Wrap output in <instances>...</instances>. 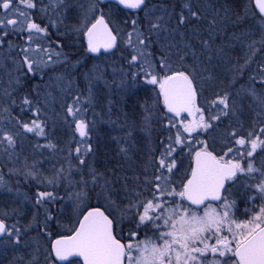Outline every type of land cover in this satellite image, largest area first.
I'll return each mask as SVG.
<instances>
[{
	"label": "snow or ice",
	"instance_id": "6c2138e0",
	"mask_svg": "<svg viewBox=\"0 0 264 264\" xmlns=\"http://www.w3.org/2000/svg\"><path fill=\"white\" fill-rule=\"evenodd\" d=\"M57 2L61 6L69 7L63 3V0H57ZM116 3L125 9L144 11L145 17L148 18V35L140 30L138 19L131 21L132 31L128 33L127 45L135 54L131 55L128 63L130 66L139 64L140 69L139 73L133 72L131 77L135 82L138 75L142 73L145 83L158 87V96L162 97L166 112L171 114L168 117L167 127L169 130L176 131L174 136L168 137V143L161 153L157 165L158 174L153 179L145 181L143 189L136 191L128 200V205L121 209L122 216L127 215L129 223L134 225L128 233L127 243H122L114 235V220L110 218L111 213L106 215L99 207H95L88 210L86 214H82V219L76 221V225L69 230V235H60L52 242L50 251L45 250L47 253L45 261L48 264H56V262L72 264L70 258L79 257L83 264H264V162H261L259 166L256 164L257 150L264 152V139L261 138L264 136V127L260 128L259 133L248 132L247 137L238 136L236 131L231 132L229 135L234 143L226 145L227 151L223 155L214 154L209 150L207 143L200 140L196 141L200 147L193 150L188 139L198 130L210 128L212 121L220 120L222 116H228L230 112L235 114L242 108V101L247 99H250L260 110L257 113L258 116L264 114V63L258 64L256 74L249 76L246 85H241L237 91L239 100L232 99L227 91L217 94L216 99L210 102L209 116L206 119L203 109L196 103V80L199 72L195 65L191 66V70L185 66V56L189 53L179 55L180 67H174L169 49L175 45H163L161 47L163 54L157 62L159 67L157 71V64L152 62L150 59L152 53L148 51L152 44L159 42L161 31L168 34L176 33L189 17L200 20L202 18L200 11L193 10L189 0H184L181 12L176 18V27L169 29L163 23L164 15L171 19L172 13L168 12L164 5L160 6L164 14L156 16L153 22L152 13L156 10V6L153 5L150 9L147 0H116ZM97 4L98 0H90L89 7L80 21V27L76 29L78 32L82 31L87 39L88 53H100L101 49L107 52L117 46V35L114 34V29L109 27V21L105 19L104 14L94 16L99 10ZM251 4H254V8H247L243 15L234 13L227 5L222 8L223 15L220 9H214L213 18L209 21L211 39L213 32L223 33L229 24L239 27L248 18L249 12L253 18H259V39L255 38V31L252 29L233 32L229 37L238 42L241 47L246 48L243 64L237 63L233 66V77L229 87L239 82V78L251 65L256 54L264 52V0H251ZM36 7L37 0H0V10H2L0 11V46L10 32H27L26 42L29 44L36 34L47 33V25L42 27L31 18L29 10ZM184 9H187L188 16L184 15ZM13 15L16 18H11ZM92 18L94 22H91ZM133 34L136 37L135 42L132 40ZM153 35L156 40L150 38ZM179 35L183 39L184 33L180 32ZM210 39L201 40V44L207 50L212 48ZM9 46L11 47V44ZM186 47L191 49L192 45L189 43ZM229 47L233 48L235 45H229ZM21 51L22 64L26 66L25 75L35 74L56 63L67 65L71 62L70 55L62 51L42 48L39 45L36 49L24 47ZM224 54L226 53L223 47L217 50V55ZM191 55L198 59L194 50ZM53 57L56 59L54 60ZM61 57L63 60L60 59ZM208 59L209 61L212 59L211 55ZM76 63L80 61L77 60ZM85 78L89 82L90 103L92 80L87 73ZM62 79V76L57 77V80ZM123 85L124 81H121L118 86ZM132 95L134 90L129 88L126 96ZM79 103V97H76L73 104L66 106V117L72 118L75 130L82 138L80 143L84 144L86 143L84 138L88 137V124L84 119L79 118L80 113L85 111L76 106ZM111 103L109 101V105ZM124 103H127V99ZM31 104L27 96L23 98V105L31 107ZM212 108H218L216 114H212ZM145 112L148 113L144 116V129L147 130L150 112L147 109ZM38 113L39 109L33 113L37 118L30 122L17 121V123L25 132L45 136L46 124L39 120ZM184 113L189 116L199 114V119L185 122L182 118ZM131 139L132 127L130 126L125 136L118 139L119 152L125 156L129 151V147L125 145H128ZM5 142L9 148H13L14 135L4 133L0 136V144ZM47 146L54 147L51 144ZM177 147L181 151L184 147H188L192 155L190 172L180 176L179 182H177L176 174L180 169L177 156L174 155ZM93 151V146L87 144L83 155ZM75 152L79 163L83 165L85 161L81 158V147L78 146ZM25 169V177H31L38 183L46 182L55 185L61 178H67L61 176L64 172L63 168L56 176L45 178V180L39 179L38 172L35 170L36 165L31 168L25 165ZM90 176L91 181L82 178L77 182L84 187L75 194L76 200L82 203L88 198L89 191H95L96 186L101 188L97 196L110 199L108 188L110 182L105 179L104 184L100 185L99 181L103 174L97 173L95 169L90 170ZM89 182L93 185L91 190L87 188ZM2 186H4V180L0 177V187ZM234 197H239V200L245 203L243 213L239 212L237 200ZM56 199L52 192L37 191L35 206L44 207L48 202ZM257 200L261 201L258 210L255 207ZM249 214V219L238 218L239 215L247 217ZM37 219L38 215H34L33 220ZM52 220L53 216L45 207L42 231L46 235L51 234L48 231V222ZM148 232L151 233L150 236L147 235ZM22 235L19 227L16 225L10 227L3 219H0V237L12 238L13 244H20ZM141 235L145 238L139 239ZM35 252H39V248L35 249ZM35 252L28 264H39V257Z\"/></svg>",
	"mask_w": 264,
	"mask_h": 264
},
{
	"label": "trees",
	"instance_id": "16d2710c",
	"mask_svg": "<svg viewBox=\"0 0 264 264\" xmlns=\"http://www.w3.org/2000/svg\"><path fill=\"white\" fill-rule=\"evenodd\" d=\"M189 2L193 10L200 11L202 18L196 20L195 18L189 17L188 21L182 25L176 33L168 34L163 32L160 34L159 42L152 44L148 49V51L152 53L150 58L154 64H157V68L159 69L157 62L163 54L161 52V47L163 45H175L169 49L171 55L175 53H178V56L184 53L190 54L192 52L191 49L194 51L196 50L195 53L198 59L190 58L189 60H191V62L195 60L196 69L199 70V72L200 69H208L205 73L210 72L214 75V83L211 85L214 92H207L209 100L216 99L217 94H223L225 91L229 92L233 99L234 93H237L241 85L247 84L249 76L256 74L258 64L264 63V52H258L256 54L251 65L244 71L243 76L239 78V82L235 85L236 87H229V82L233 77V66L237 63L243 64V56L246 51V48L241 47L238 42L231 40L229 37L233 32L238 33L244 29H252V23L259 18H253L251 12H249L248 18L239 27H233L229 24L224 29L223 33L213 32L211 39L209 37V21L213 18L214 9H220L221 15H223L222 8L225 5L229 6L234 13H239L241 15L244 14L246 7L254 8V6L251 4V0H189ZM100 3L112 6L113 11L116 12L118 24L120 27H125L124 30H130L132 27L131 21L134 16L139 20L140 30L144 32L145 35L149 34L148 27L143 20L144 18L140 15V12H138L139 15L135 14V12L141 10L121 9L113 2L106 3L100 0ZM19 6L22 7V5ZM171 6H174L173 16L171 19L167 18L165 22L169 29L176 27V18L181 12L182 3L179 4V2H176L175 4H171ZM29 11L31 12V18L34 22L41 24L42 27L45 25L48 26L46 34L42 33L35 35L39 38L42 37V40L45 39V44L34 41H32L31 44L27 43V32H10V34L4 38L3 45L0 46V56L5 57L11 52L22 50L24 47L36 49L37 45L42 48H48L49 50L62 51L66 55L71 56V62L69 64L65 65L60 63L59 65H54V70L55 73L60 70H70L68 74L71 86L69 87L67 96L70 98L79 97L83 103V109H85L84 116L80 118L84 119L88 124L87 130L90 135L88 144L93 146L94 151L87 155H83L84 151L81 152V158L85 161L83 165L87 166L91 158L95 171L103 174V178L100 179V185H103L104 180L107 179L110 182L108 187L110 186L109 189L114 200L118 203L128 205V200L134 196L135 192L143 189H139L141 186L140 184H143L142 181H139L142 167L147 162L149 163V161L155 162L157 160L162 150L161 145L164 146L167 144L168 136L171 134L173 135L176 131L175 129L169 130L167 127L168 117H170L171 114L166 112L162 104V99L158 96L159 91L157 87L145 83L142 73L138 75L135 82H133L131 74L133 72L139 73V64L129 65L128 61L131 55H133V49L129 46L128 48H130L131 51L122 48L121 53L123 57L122 59L119 58V44L116 50L104 55V58L106 57L105 61L107 62L102 65L100 72V69L98 70V75H100L98 84L97 81L93 79V90L95 94L92 96L93 99H91L89 103V99L82 96V94H86L88 89V79L85 78V74H88L89 79L92 76L88 63L92 60L93 56L86 51V42L82 31H76L80 24L79 11L75 13L74 21H72L68 27L61 26L53 15L51 16V14H48L47 11H49V9L40 3V0H37V7ZM184 15L188 16L187 9H184ZM233 19H235V16H233ZM69 32H71V37ZM180 32L184 33L183 39L179 35ZM150 38L156 40L154 35ZM208 39H210L212 48L211 50L204 49L202 51L200 49L202 46L201 40ZM181 40L185 41L186 44L190 43L192 48H187L186 45L180 42ZM10 44L11 47L9 46ZM229 45H235V47L230 48ZM221 47L225 49L226 54L217 55V50ZM209 55L212 57L210 61L208 59ZM9 56H11V54ZM60 59L63 60V57ZM77 60H79L80 63L77 64ZM171 61L174 67H180L178 61L175 62L173 59H171ZM255 66L257 67L255 68ZM21 70L23 71V75L21 84L17 87V92L14 91L9 97H0V123L6 122L15 125L17 121L30 122L37 118L33 113L39 109V120L46 124V138L52 127V143L55 146L63 148L70 145L71 139L66 137L72 135L74 131L73 133L70 130L67 132L65 129L73 128L72 130H75V124L72 122V118L68 117V122L65 125L64 121L59 123L57 118L55 122L53 115L49 111H45L43 116H41L40 105L43 93L45 92L46 97L51 98L47 94V88H44L42 83L43 74L47 69L44 68L42 71L36 72L35 74L27 75H25V67ZM121 81H124L122 87L118 86L121 84ZM129 88L134 90V95L131 97L126 96ZM26 96L32 102L31 107L23 105V98ZM201 97L202 94L199 91L196 101L197 106ZM125 99H127V103H124ZM109 101L112 102L111 105H109ZM46 102H48L47 99ZM242 105L245 107V110L240 111L239 118L248 122L256 118V122L260 120L259 124L262 126L264 114L260 116L257 115L260 110L256 105L252 103L250 99L242 101ZM201 108L205 112L206 106L203 105ZM145 109L150 112V122L147 130L144 129ZM182 115H187L188 121L199 119V114L189 116L187 113H184ZM56 117L59 116L57 115ZM122 124L124 130L120 126ZM130 126L132 127V132H134L133 128L136 129L135 132L138 135L136 136L137 144L135 145L134 138L131 139L127 147L130 148L132 146V149L127 153V156H125L123 153L119 152L120 144L118 143V138H123L126 132L129 131ZM261 126H257L258 130H260ZM199 131L204 133V130H198V132ZM147 133L153 134V142L150 143L146 140ZM261 138L263 139L264 136ZM46 144H49V142ZM5 148H7L6 142L3 149ZM13 148L8 147L9 150ZM261 153L260 150L259 155ZM1 159L0 156V160ZM75 162V164L81 165L77 158V154L75 155ZM1 172L2 174H6L4 169L1 170ZM84 173L87 174V172ZM7 176L9 178L8 174ZM86 180L91 181L88 176H86ZM90 184L91 182H89L88 186ZM54 196L56 195L54 194ZM101 202V199L96 201L92 200L88 203L87 207L102 206ZM47 209L53 216L54 208L50 206ZM42 217V221H44L45 211ZM53 220L49 222L52 223Z\"/></svg>",
	"mask_w": 264,
	"mask_h": 264
},
{
	"label": "rangeland",
	"instance_id": "374dc122",
	"mask_svg": "<svg viewBox=\"0 0 264 264\" xmlns=\"http://www.w3.org/2000/svg\"><path fill=\"white\" fill-rule=\"evenodd\" d=\"M176 2H179V4H183L184 0H147L148 7L150 9L153 7V5L156 6V10L152 13L153 22H155L156 16L164 14L163 10L160 8L161 5H164L167 8L168 12L173 13L174 8L173 6H171V4H175ZM40 3H42L46 8L49 9L47 13L51 14V16L53 15V17L56 18V20L60 23L61 26L68 27L71 22L74 21L75 13L78 11L80 14V21L82 20L84 12L89 7L90 0H63V3L65 5H69V7L61 6L60 4H58L57 0H40ZM81 5H83V7H81ZM97 7L99 10L94 14V16H97L99 13H103L118 35L120 45V50L118 51L120 53L118 54L119 58L122 59V48L131 51V49L128 48L127 40L128 33L129 31H132V27L130 28V30L126 31L124 30L125 27L119 26L118 21L116 19V12L113 11L112 6L100 3V0H98ZM138 12H140V15L144 18L143 20L145 21L146 26L148 27V18L145 17L144 11H137L135 12V14L139 15ZM11 18L16 17L13 15ZM167 18L169 17L167 15H164V24L167 21ZM133 19L136 18L133 16ZM93 20L94 18L91 19V22ZM258 29L259 24L257 20L252 23V30L255 31L256 39H259ZM162 33L163 31H161V34ZM69 34L71 37V32H69ZM135 39V34H133V42H135ZM33 41L45 44V39L42 40V37L39 38L37 36H34ZM180 42L186 45L185 41L181 40ZM200 49L203 51L205 48L202 45ZM191 51L193 50L191 49ZM10 54L11 56H9ZM10 54L6 55L5 57L0 56V97H9L11 94H13L14 91L17 92V87L21 84V78L23 75V71L21 69L23 67L26 68V66H23L22 64L23 53L21 50L11 52ZM133 54H135L134 51ZM190 58L194 59L191 53L185 56V66H188L189 70H191V66H196L195 60L191 62V60H189ZM55 59L56 58L54 57V60ZM171 59H173L175 62L178 61V53L171 55ZM105 60L106 57L104 58V54H102L99 56H93L92 60H90L88 63V66L90 67V73L92 74V76L90 77V79L92 80V96L95 94L93 90V79L96 80L98 84L100 76L98 75V70L102 68V65L107 62ZM59 64L60 63H56L54 65ZM54 65L45 68L47 69V71L45 70V73L43 74L42 83L44 88H47V94L51 98L46 97L45 92L43 93L41 99L42 102L40 105L41 116H43L45 111H49L53 115L55 122L57 118L59 123L61 121H64L66 125V123L68 122V117H66V106L73 104L75 98H70L69 96H67L69 92V87L71 86L68 74L70 70H60L59 72L55 73ZM256 67L257 66H255V68ZM100 71L101 69L99 70V72ZM157 71H159L158 68ZM197 71L199 72V70ZM58 76H62L63 79L57 80ZM17 81H19V83ZM87 83L89 87V82ZM212 83H214V75H212V73L210 72L205 73V70L200 69L199 75L197 76L196 80V86L198 92L200 91V93L202 94V97L199 101L198 106H206V110L204 112L206 119L209 116L208 110L210 107V102L214 100H209L207 96V92H214L211 86ZM257 88H259V86H257ZM82 96H85V98L89 99L88 89L87 93L82 94ZM46 99L48 100V102H46ZM233 99L239 100L240 97L237 96V93H234ZM229 103L231 104V101H229ZM76 106H79L83 109V103L81 102V100L80 103ZM241 110H245V107L242 106V108L235 114H232L230 112L228 116H222L220 120L213 121V125L209 129L204 130V133L200 131L198 133H193L192 136L189 137V141L191 142V149H198L200 145L196 143V141L200 140L206 142L208 148H212L218 155H223V153L227 151L226 145H231L234 143V141H232L229 135L231 132L236 131L238 133V136L244 137H247V134L250 131L254 133H259L257 126H261L259 124L260 120L256 122V118H254L253 120L248 122L240 119L239 113ZM217 111L218 108H212L211 110L212 114H216ZM84 113L85 111H82L80 113V117L84 116ZM57 115L59 117H56ZM182 118L185 122H188L187 115H182ZM262 124L263 125L261 127H264V122ZM120 126L124 130L123 124ZM72 129L73 128L65 130L67 132H69L68 130H70L72 133L74 131L75 133L76 130ZM133 130L134 132H132V139L134 138V143L136 145V136L138 135L135 132L136 129L133 128ZM52 131L53 129L51 127L50 132L46 138V135L37 136L34 133L25 132L23 128H20L18 123L15 125L6 122L0 123V136H2L4 133H9L13 134L15 137V145L14 148L11 150L8 149V145L7 148L3 149L5 143L0 144V156L2 158L0 160V177H3L4 180V186L0 187V216L9 223L10 227L12 225H16L21 229L22 233L26 234L21 239L20 244H13L11 242L12 238L9 237H6L3 241H0V264H28V261L32 259L35 249L37 248H39V252H35V254L39 257V264H48V262L45 261V255L47 254L45 250L47 249L50 251V244L52 239L59 234H65L69 232V230L76 224V221L81 215V213L88 206V203L92 200H102L101 207L106 208V210L111 213V215H113L114 219L118 221L117 224H121L123 226L125 232L127 233V237L130 229L134 227L133 224L129 223V217L127 215L122 216L121 214V209L125 208L127 205L116 202L113 196L111 195V191L110 199H106L103 196H97V193L101 191V188L99 186H96L95 191H89L88 198L82 203L76 200L75 194L77 192H80L84 187L82 184L77 182L81 181L82 178L86 180V176L91 179L90 170L94 169V167L92 165L91 158L89 159L87 166L75 164V149L79 146L81 147V152L84 151V148L89 142L90 135L88 134V137L84 138L86 143L81 144L80 141L82 138L77 132L75 134L73 133L72 135L66 137L71 139L70 145L63 148L55 146L52 143ZM146 140L150 143L153 142V134L147 133ZM48 142L49 144L54 145V147H48L47 145L49 144H46ZM166 145L167 144H165L164 146L161 145L162 150L160 151V154L155 162L149 161V163L147 162L142 167V173L139 176V181H142L143 184H140L141 186L139 187V189H142L145 186V181L153 179L154 176L158 174V161ZM125 146L127 147V145ZM131 149L132 146L129 148V151ZM174 155L177 156V164L180 169L179 172L176 174L177 182H179L178 178L180 176H183L186 172H189V165L192 159V155H190V149L188 147H184L183 151H181L180 148L177 147V152L174 153ZM261 162H264V152L256 156L257 166H259ZM25 165H27L29 168H31L33 165H36L35 170L38 172L40 180H45V178H53L57 175L61 168L64 169V172L61 174V176L67 178H61L55 185H51L46 182L38 183L37 180L32 179L31 177H25ZM3 169L6 174H2L1 170ZM84 172H87V174H85ZM7 174L9 175V178ZM165 175H167L166 172ZM99 184H101L100 181ZM87 188L91 190L93 187L90 184L89 186H87ZM9 189H11V191H9ZM240 190L243 191V189ZM37 191L52 192L53 195H56L57 199L55 201L48 202L44 207L37 208L35 206V193H37ZM234 199L237 200L239 212L243 213L246 207L245 203L241 202L239 200V197H234ZM50 206L54 208V220L52 223L48 222V231H50L51 234L46 235L44 231H42L44 229V221H42V216L44 215L45 207L48 208ZM260 206L261 201L257 200L255 204L256 209L258 210ZM34 215H38L37 220H33ZM238 218L241 220L249 219L250 214L247 217L244 215H239ZM138 238L144 239L145 237L140 236ZM21 257H23V260H21ZM56 264L58 263L56 262Z\"/></svg>",
	"mask_w": 264,
	"mask_h": 264
},
{
	"label": "flooded vegetation",
	"instance_id": "af4514ba",
	"mask_svg": "<svg viewBox=\"0 0 264 264\" xmlns=\"http://www.w3.org/2000/svg\"><path fill=\"white\" fill-rule=\"evenodd\" d=\"M100 14H101V13H99L98 15H100ZM114 31H115V30H114ZM115 32H116V31H115ZM118 40H119V39H118ZM86 49H87V45H86ZM89 54H90V53H89ZM90 55H92V54H90ZM197 96H198V91H197ZM209 150L213 151L214 154H217L212 148H209ZM259 151H260V150L258 149V150H257L258 154H259ZM191 165H192V159H191L190 167H191ZM189 172H190V169H189ZM104 209H105V208H104ZM105 211H106L107 214H109V212H108L106 209H105ZM82 214H83V212L81 213V215L79 216L78 219L81 218ZM110 217L114 220V235H116L117 238L120 239L122 243H127V242H128V237L126 236L127 233L125 232V229L123 228V226H122L121 224H120V225L117 224V221L114 219L113 215H110ZM0 219H3V220L5 221V223H6L8 226H10L9 223H8L4 218H2L1 216H0ZM78 219H77V220H78ZM75 225H76V224H75ZM69 234H70V231L67 232V233H65V234H59V235L55 236V237L52 239L51 244H52V242H53L57 237H59L60 235H69ZM24 235H26V234L23 233L21 239L24 237ZM147 235H151V233L148 232ZM141 236H144V235H141ZM5 238H6V237H0V241H3ZM51 244H50V245H51ZM70 260L72 261V263L83 264L81 258H72V259H70ZM57 263L59 264V262H57Z\"/></svg>",
	"mask_w": 264,
	"mask_h": 264
},
{
	"label": "water",
	"instance_id": "95a60500",
	"mask_svg": "<svg viewBox=\"0 0 264 264\" xmlns=\"http://www.w3.org/2000/svg\"><path fill=\"white\" fill-rule=\"evenodd\" d=\"M104 1H115V2H116V0H104ZM118 5H119V4H118ZM119 6L123 8L122 5H119ZM253 6H254V4H253ZM98 16H99V15H98ZM105 19H106V18H105ZM106 20H107V19H106ZM93 22H94V21H93ZM109 27H111L110 24H109ZM111 28H112V27H111ZM114 34H116V33L114 32ZM85 39H86V37H85ZM86 44H87V39H86ZM117 45H118V36H117ZM116 47H117V46H116ZM116 47L113 48V49H111V50H109V51H107V52H110V51L115 50ZM103 52H105V51H104L103 49H101V52H100V53H90V54H92V55H99V54H101V53H103ZM95 207H99L101 211H104L105 214L108 215V214L106 213V211L104 210V208H102V207H100V206H91V207H88V208L84 211L83 214H86L88 210H90L91 208H95ZM110 218H111V217H110ZM80 219H82V217H81ZM57 238H59V237H57ZM57 238H56V239H57ZM72 258H79V257H71L70 259H72Z\"/></svg>",
	"mask_w": 264,
	"mask_h": 264
}]
</instances>
